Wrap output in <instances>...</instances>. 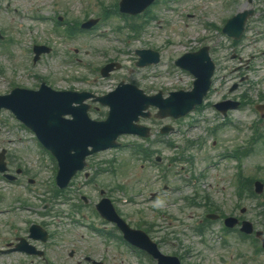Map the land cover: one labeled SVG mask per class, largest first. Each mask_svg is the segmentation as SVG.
I'll list each match as a JSON object with an SVG mask.
<instances>
[{
  "label": "rangeland",
  "instance_id": "1",
  "mask_svg": "<svg viewBox=\"0 0 264 264\" xmlns=\"http://www.w3.org/2000/svg\"><path fill=\"white\" fill-rule=\"evenodd\" d=\"M115 3L116 0H0V32L6 41L0 45V95L9 93L12 86L34 89L43 77L49 82L47 85L55 90H86L97 95L113 90L119 81L134 84L146 94H154L158 90L188 89L193 78L176 68L172 60L204 45L210 47L217 70L213 91L208 97L207 106L188 118L174 121L152 117L144 120L142 123L153 131L149 139L143 141L122 136L118 139L120 148L91 157L87 169L91 180L86 183L81 174L66 190V199L63 198L65 204L59 209L63 214L68 213L70 222L63 219L62 233L57 237L53 233L46 247L47 252L50 255L56 253L53 257L58 264H139L127 254L121 258L108 243L103 241L102 244L101 239H96L86 229L87 223L103 225L92 211L98 199V190L102 189L132 228L146 232L162 253L177 257L181 264H264V253L254 254L252 238L243 240L236 232L226 236L221 232L219 221H209L203 237L194 234L195 227L204 221L207 213L233 214L249 221L254 229L264 234V192L256 199L233 197L236 196L239 173L254 177L261 183L264 181V121L257 122L253 106L246 104L230 113L229 125L218 129V120H212L216 114L210 106L222 95L235 99L245 93L247 102L254 103L253 97L259 95L260 98L264 93V0H252L255 14L247 23V35L233 46L216 31V27L219 24L220 28L223 27L228 20L226 18L248 8L247 0H159L147 13L154 18L143 26L137 37L129 39L127 43L126 37H131V34L123 31V27L127 22L140 23L144 18L122 23L117 16L111 15L110 19L100 21L92 31L71 40L61 38L59 35L63 32L55 29H62L57 25L58 17H62V23L71 19L82 21L86 17L96 18L103 7ZM118 26L123 28L122 33L111 38L110 32ZM33 43H47L53 48V53L33 65ZM74 49L78 50V54L73 53ZM137 49L158 51L161 55L159 63L137 68L134 54ZM64 54L67 60H71L70 64L62 63ZM235 54L239 58L232 61ZM76 61L80 64L74 63ZM109 61H116L121 67L108 78L101 79L92 69ZM236 65L239 67L234 68ZM237 69L238 73L235 72ZM166 72H169V77L164 76ZM77 75L78 79H74ZM158 75L162 77L157 78ZM234 84L237 89L229 94V87ZM92 107L96 108L95 112ZM105 114V108L91 104V118L102 115L100 118L103 119ZM202 118H208L210 123L202 126ZM252 121L258 123V128H255L262 135L254 142L250 140L255 132L247 129ZM165 125L174 130L159 134ZM212 128H216V131L212 132ZM134 143L152 149V158L146 161L142 155L133 156L130 148ZM237 147H250L247 156L239 159V167L231 158L232 151ZM2 150L8 157L7 161L11 158L9 171L16 164L13 156L27 170H37L36 141L11 118L9 112L1 110ZM180 156L181 159H177ZM156 159L159 162L156 163ZM51 166L52 163L47 160L43 179L51 178ZM160 172L164 175H160ZM24 177L31 175L23 174L20 178L24 180ZM190 179L194 181L193 184ZM14 192V196L22 193L0 175V209H3L0 214V248L5 246V241H11L5 221L12 215L5 210ZM152 193H157V196L151 198ZM193 193L196 194L195 198ZM79 195L88 199L86 204L82 203ZM186 198L188 202L193 199L195 205L188 206ZM73 205H78L80 210H73L72 213ZM215 207L218 208L216 212ZM241 209L245 212L240 214ZM24 215L28 217L27 213ZM51 223V230L58 234L55 221ZM87 253L93 262H83L82 257ZM23 258L18 254L0 255V264H17V260L21 263ZM143 260L142 264H154L147 257H143Z\"/></svg>",
  "mask_w": 264,
  "mask_h": 264
},
{
  "label": "water",
  "instance_id": "2",
  "mask_svg": "<svg viewBox=\"0 0 264 264\" xmlns=\"http://www.w3.org/2000/svg\"><path fill=\"white\" fill-rule=\"evenodd\" d=\"M242 18H239V25H238V31L242 30V25L244 18L246 17V14L241 16ZM204 74V73H199ZM205 77L200 76L199 84L193 91V93L185 95L181 98V101L177 105L176 103H173L171 100H167L160 104V108L163 112V114H172L174 116H180L185 114L192 106L193 104L199 102L201 96L205 93L207 89V85L205 84ZM153 104V102L148 101L144 104V108L148 105ZM119 111L122 112L123 116L121 117V121H124V118L126 115H128V112L131 113L133 106L130 105L127 100L122 101L119 105ZM116 114V110L113 108L111 111L110 118L108 120V123L111 122L113 117ZM140 114V112H139ZM20 118L24 120L26 124L31 126L34 130L37 131L40 139L48 145L57 155H59L62 158H72L75 161H82L84 156L87 155L89 152L86 150L88 146H91L93 148V151H97L100 149H105L108 147L113 146V139L116 138V136L121 132H137L139 130L137 127L128 125V128L124 130L125 124L122 122H117L116 125H111L110 129L114 130L117 129L119 132L112 135V132L109 134L106 130H104L102 127H97L96 125H93L89 123L88 126L84 129L82 134H80L83 139L79 140L77 145H74L73 143H70L69 141H63L62 135L55 130V128L50 123H38L36 120H33L32 118L28 117L24 114H19ZM137 114L134 117V121H137ZM59 129L61 131L65 130H71L72 127H67L62 124L58 125ZM126 128V127H125ZM122 130V131H121ZM68 134V133H67ZM112 135V136H110ZM75 152L74 155H71L70 152Z\"/></svg>",
  "mask_w": 264,
  "mask_h": 264
}]
</instances>
